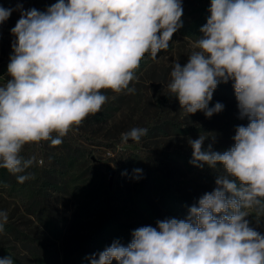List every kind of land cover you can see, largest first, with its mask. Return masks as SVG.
<instances>
[{
    "label": "clouds",
    "instance_id": "obj_1",
    "mask_svg": "<svg viewBox=\"0 0 264 264\" xmlns=\"http://www.w3.org/2000/svg\"><path fill=\"white\" fill-rule=\"evenodd\" d=\"M14 9L0 6V24ZM11 33L7 75L0 86V169L23 184L35 157L21 152L28 144L62 138L98 113L108 97L102 90L135 93L146 53L153 60L169 49L182 26V0H57L41 11L23 9ZM210 16L184 65L174 63L167 87L188 115L223 111L209 107L220 83L232 81L239 118L234 146L219 152L207 139H188L192 165L222 166L216 187L189 208L184 219L158 220L156 227L132 231L127 245L114 240L94 253L90 264H264V234L248 219L264 218V0H211ZM57 134L55 137L53 134ZM147 128L121 133L139 143ZM133 169L132 178H143ZM123 172L122 175H126ZM8 223L0 211V233ZM98 257V258H97ZM0 264H14L11 256Z\"/></svg>",
    "mask_w": 264,
    "mask_h": 264
},
{
    "label": "rangeland",
    "instance_id": "obj_2",
    "mask_svg": "<svg viewBox=\"0 0 264 264\" xmlns=\"http://www.w3.org/2000/svg\"><path fill=\"white\" fill-rule=\"evenodd\" d=\"M56 2L0 0V6L14 9L0 24V86L11 78L7 66L15 40L11 29L20 18L16 6L44 11ZM210 2L182 0L183 26L173 34L169 49L157 53V59L145 54L136 79L129 84L135 93L102 90L108 99L101 110L70 131L59 146L41 141L23 148L25 159L35 157L26 170L34 175L33 184L19 191L15 175L5 174L8 185L0 180V211L8 213L5 231L0 233V258L11 256L14 264H74L73 257L82 250L100 253L116 239L124 244L125 228L133 231L156 227L158 220L186 218L178 211L185 200L198 201L213 191L223 168H199L188 162L187 158L192 159L188 139L204 136V147L211 144L219 152L234 146L237 126H247L248 120L239 118L230 88L233 82L217 86L209 107L220 102L224 109L210 118L203 111L185 113L167 87L174 63L184 65L195 50L193 45L202 34L190 30L209 12ZM134 127L147 128V135L139 143L122 142L121 133ZM137 168L143 170L139 180L132 178ZM88 201L101 206L86 220L80 208ZM248 219L264 234V218L257 223L252 213Z\"/></svg>",
    "mask_w": 264,
    "mask_h": 264
},
{
    "label": "trees",
    "instance_id": "obj_3",
    "mask_svg": "<svg viewBox=\"0 0 264 264\" xmlns=\"http://www.w3.org/2000/svg\"><path fill=\"white\" fill-rule=\"evenodd\" d=\"M210 16V12H207L204 16H202L203 18L200 19L199 23H195L197 20H194L193 21V27L192 29L190 30V32L192 34H202L200 32V29L203 25H205L207 23V20ZM230 88L233 89L232 85H230ZM234 90V89H233ZM187 161L189 162L190 159L187 158ZM1 171L5 172L2 176L0 175V180H2V182H6L4 183V185H8V179H7V175L9 176V172L6 170V169H1ZM0 171V172H1ZM7 174V175H5ZM34 177V175H32ZM33 179V178H32ZM32 179H29L27 181H25L23 184H20V183H17L19 185V187H17V190L19 191H25L27 190V188L29 187V185H32ZM17 180V179H16ZM15 182V181H14ZM16 184V183H15ZM39 193V192H38ZM198 201L194 198H190V199H186L185 200V205H183V207H179L178 208V211L180 214L184 215V216H187L188 215V212H189V208L194 205V204H197ZM101 206L100 203L98 205H94L93 201H88V202H85V203H82L81 204V212L83 214V217L87 220L89 218H91L97 211L95 210L96 207H99ZM88 222V221H87ZM49 227V224L47 225ZM132 231L129 229V228H125L124 229V232H123V239H124V244L127 245L128 243H130L131 239H132ZM83 239L84 242H87L88 241V237L84 236V237H81ZM95 252H92L91 250H88V249H85V250H82L80 252V255H76L73 257V260H74V264H90V260L87 259V257H91ZM98 254V253H96ZM98 258V257H97ZM113 264H116L115 261H113Z\"/></svg>",
    "mask_w": 264,
    "mask_h": 264
},
{
    "label": "water",
    "instance_id": "obj_4",
    "mask_svg": "<svg viewBox=\"0 0 264 264\" xmlns=\"http://www.w3.org/2000/svg\"><path fill=\"white\" fill-rule=\"evenodd\" d=\"M110 176L112 177V174Z\"/></svg>",
    "mask_w": 264,
    "mask_h": 264
}]
</instances>
